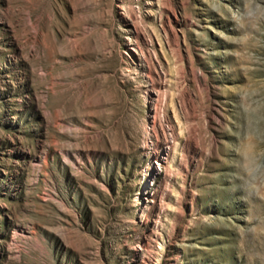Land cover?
I'll return each mask as SVG.
<instances>
[{"label":"rangeland","instance_id":"1","mask_svg":"<svg viewBox=\"0 0 264 264\" xmlns=\"http://www.w3.org/2000/svg\"><path fill=\"white\" fill-rule=\"evenodd\" d=\"M0 264H264V0H0Z\"/></svg>","mask_w":264,"mask_h":264}]
</instances>
